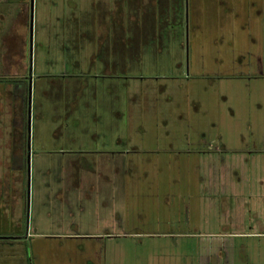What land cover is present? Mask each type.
Listing matches in <instances>:
<instances>
[{"label":"rangeland","instance_id":"374dc122","mask_svg":"<svg viewBox=\"0 0 264 264\" xmlns=\"http://www.w3.org/2000/svg\"><path fill=\"white\" fill-rule=\"evenodd\" d=\"M106 1L0 0V264H264V0Z\"/></svg>","mask_w":264,"mask_h":264},{"label":"crops","instance_id":"0c3cea01","mask_svg":"<svg viewBox=\"0 0 264 264\" xmlns=\"http://www.w3.org/2000/svg\"><path fill=\"white\" fill-rule=\"evenodd\" d=\"M102 1V0H101ZM105 1V0H103ZM114 3H113V6L110 7V5L108 4V2H104V5H103V2L101 3H98L96 6V10H97V18H96V23L97 24H92V23H88V22H84V23H81V24H73V27L75 28H81L82 27V30L79 32L81 35L84 36V33H86L87 31H91V32H96V33H99L97 35V39H98V46L97 48L95 49L96 50V55H98V48L99 50V56L102 58L103 55H101V53H107L108 52V49L105 48V49H101L102 45L103 44H108V40H106V37H108V32H109V28H114L115 32L118 30L119 32L117 33L118 34V37L119 39L121 40V36L124 32L127 31V33H131L133 30L132 29V24L128 25V28L127 30L126 27L123 25V18H118L116 16V10L119 6V0H113ZM130 2V0H128ZM136 1L140 2L142 0H131V6H135L136 4H138V2L136 3ZM149 2L147 3L149 6L150 5H153V4H157V0H148ZM106 4V5H105ZM160 4V3H159ZM99 5V6H98ZM109 5V6H108ZM105 6V7H104ZM114 10V11H113ZM129 12H132V11H129ZM133 16L130 14L128 15V18H129V21H133ZM75 22V19L73 20ZM91 22H93V18L91 20ZM112 22V23H111ZM117 25V26H116ZM112 26V27H111ZM117 27V29H116ZM106 40V41H105ZM115 40V39H114ZM122 40H123V43L126 42L125 38L122 37ZM115 52V51H114ZM13 54V53H12ZM94 55V54H93ZM94 55V56H96ZM19 56V55H18ZM22 58H24V56H22ZM103 59V58H102ZM25 60V58H24ZM81 61H83L82 59H80ZM102 61H105L104 59ZM24 64V62H23ZM19 75V74H18ZM5 140H6V143L9 145L11 142H12V138L11 137H5ZM2 140H0V143H1ZM11 148V147H10ZM9 146H6L5 147V153L7 154V152L10 153V149ZM7 151V152H6ZM248 153H252V152H248ZM11 155L12 154H9V158H8V164L10 163V159H11ZM8 156V155H6ZM5 158V157H4ZM7 171V170H6ZM254 225H251L249 224L248 227H247V231H243V229L239 228V230H233V231H228L226 234H228L229 236H246V237H259V236H264V222H262L261 220H259L258 218H256L254 221H253Z\"/></svg>","mask_w":264,"mask_h":264},{"label":"flooded vegetation","instance_id":"af4514ba","mask_svg":"<svg viewBox=\"0 0 264 264\" xmlns=\"http://www.w3.org/2000/svg\"><path fill=\"white\" fill-rule=\"evenodd\" d=\"M13 40H14V37H13ZM21 44H22V40L21 39H19V42H17V45H18V47L20 48V50H22L21 49ZM13 45V43H11L10 45H8V46H12ZM16 47V46H15Z\"/></svg>","mask_w":264,"mask_h":264}]
</instances>
